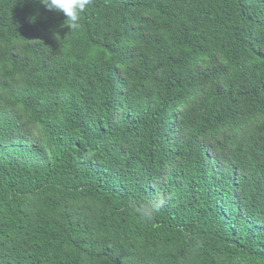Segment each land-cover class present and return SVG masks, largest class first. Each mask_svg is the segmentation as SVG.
Instances as JSON below:
<instances>
[{
	"label": "trees",
	"instance_id": "obj_1",
	"mask_svg": "<svg viewBox=\"0 0 264 264\" xmlns=\"http://www.w3.org/2000/svg\"><path fill=\"white\" fill-rule=\"evenodd\" d=\"M66 19L0 0V264H264V0Z\"/></svg>",
	"mask_w": 264,
	"mask_h": 264
},
{
	"label": "clouds",
	"instance_id": "obj_2",
	"mask_svg": "<svg viewBox=\"0 0 264 264\" xmlns=\"http://www.w3.org/2000/svg\"><path fill=\"white\" fill-rule=\"evenodd\" d=\"M48 10L62 12L66 16V25L71 31L77 30L83 19L84 13L87 11L93 0H40ZM164 200H159L151 206L133 205L135 212L143 218L151 220L155 212L163 206Z\"/></svg>",
	"mask_w": 264,
	"mask_h": 264
}]
</instances>
